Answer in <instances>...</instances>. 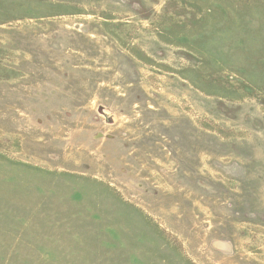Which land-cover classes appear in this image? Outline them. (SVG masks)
<instances>
[{
	"label": "rangeland",
	"instance_id": "obj_1",
	"mask_svg": "<svg viewBox=\"0 0 264 264\" xmlns=\"http://www.w3.org/2000/svg\"><path fill=\"white\" fill-rule=\"evenodd\" d=\"M0 264H264V0H0Z\"/></svg>",
	"mask_w": 264,
	"mask_h": 264
}]
</instances>
